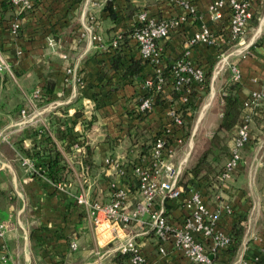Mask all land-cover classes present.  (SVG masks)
Returning <instances> with one entry per match:
<instances>
[{"label":"crops","instance_id":"obj_1","mask_svg":"<svg viewBox=\"0 0 264 264\" xmlns=\"http://www.w3.org/2000/svg\"><path fill=\"white\" fill-rule=\"evenodd\" d=\"M209 1L197 0L198 12L173 31L163 56L168 64L186 56L192 63L210 68L213 84L220 74L214 66L219 54L217 47L186 43L202 23H208ZM262 1L257 3L261 6ZM5 2L0 0V55L7 64L0 71V219L9 226L4 239L8 257L6 262L0 259V264H128V259L116 251L117 244L128 236L136 238L150 264H192L174 249L171 239L163 244L166 254L159 253V243L146 223V215L143 216L145 223L133 222L127 228L107 222L97 228L88 208L75 200V195L82 191L90 200L108 203L121 190L125 193L127 210H132L136 186L133 167L148 162L152 139L166 124L168 110L179 111V107L189 103L197 106L184 114L183 124L174 130L176 133L173 132L170 140L173 150L166 155V162L179 167L181 188L196 186L207 193L205 197L212 209L221 201L229 202L232 213H221L219 228L230 233L233 223L240 216L246 217L237 250L232 254L229 246L216 259L222 264H264V189L255 200L252 187L245 189L242 183L244 154L252 150L251 144L242 151L234 181L227 189L216 191L221 197L217 200L215 193L211 194L208 189L215 178L212 173L200 172L194 176L188 171L186 179H182L188 170L183 171L192 148V140L186 142V124L198 109L205 90L194 89L192 93L191 89L183 94L187 98L183 102V96L173 99L169 80L160 92L163 103L153 104L149 111L141 113L138 106L148 91L144 83L153 76L151 65L142 69L143 78L138 79H124L120 71L111 69L110 57L114 53L111 41L116 32L129 34L124 48L127 65L131 57H139L137 45L130 36L138 13L146 10L156 19H167L180 11L176 5L171 1L116 0L124 11L115 21L105 15L103 8L107 0H34L32 9L21 17ZM87 14H93L100 21L97 32L103 47L90 42L83 34ZM257 14L256 9L246 31L256 27L248 42L244 35L240 42L226 49L228 56L224 64L229 63L228 58L236 49L237 52L249 49L248 55L236 60L240 80L235 92L241 104L252 89L262 87L264 48L260 35L264 16L255 23ZM16 20L19 27L14 30ZM37 89L40 92L35 96ZM213 96L211 91L197 123L205 115L212 119L213 113L208 110ZM155 99L156 95L154 102ZM221 102L223 106L222 98ZM222 108L216 119L215 134L222 133L229 138L225 145L227 154L216 174L229 155L237 122L229 130L218 132ZM22 110L26 111L25 117ZM263 117L264 100L253 113L251 138H254L253 128L264 129ZM212 123L208 120L207 124ZM214 146L215 141L196 164L201 158L208 162V153ZM54 147L60 152L66 183L55 184L41 172L27 170L19 160L20 155L39 153L35 158L41 162L53 153ZM213 156L217 155L211 152ZM260 195H263L261 199ZM154 206L163 208L173 226L180 225L187 212L180 200L162 203L157 199ZM72 242L76 243V249L71 248Z\"/></svg>","mask_w":264,"mask_h":264},{"label":"built area","instance_id":"obj_2","mask_svg":"<svg viewBox=\"0 0 264 264\" xmlns=\"http://www.w3.org/2000/svg\"><path fill=\"white\" fill-rule=\"evenodd\" d=\"M8 1L17 13L30 10L34 4V0ZM154 1L157 3L171 1L180 11L170 18L156 19L150 16L146 10H141L137 15V24L130 33L137 45L140 57L154 67L157 78L156 83L152 77L144 83V87L150 94L140 101L138 109L141 113H146L153 107L155 94L163 90L165 80L161 73L166 66H169L171 71L170 80L173 90L186 88V93H188L194 85L202 88L205 78L204 68L192 63L186 56L178 58L170 64L163 56L165 44L173 31L180 28L189 17L198 12L197 0ZM255 12V0H210L206 5L208 23H202L186 39V43L189 46L198 43L214 46L222 54L223 50L226 51L228 47H232L243 39ZM99 25L100 21L96 16L87 14L86 21L83 23V34L88 36L90 42L103 47L102 37L97 32ZM18 27L19 24L16 20L13 29L16 30ZM121 34L120 31L116 32L111 41L112 47L117 45ZM260 40L264 48V27L261 30ZM49 42L51 43V40ZM235 51L237 52L238 49ZM222 56L223 59H226L228 54L224 53ZM5 68H7V64L0 55V71ZM231 72L233 80L239 81L240 71L237 65L231 66ZM261 83L262 87L252 89L243 101V109L234 127L229 155L219 173L208 184L209 192L215 193L213 195L217 200L221 197L216 191L227 189L234 181L236 171L242 162V151L250 142L253 113L261 107L264 100V74ZM39 92L37 89L35 96H38ZM182 101L186 102L187 98L183 96ZM21 114L25 117L26 111L22 110ZM167 115L170 123L165 124L159 132L155 133L147 157L148 162L138 163L133 167L136 186L132 210H127L125 193L121 190H118L115 193V198L108 203L90 200L82 191L75 195V200L79 205L88 208L94 226L97 228L101 227L104 222L127 228L133 222L145 223L143 216L146 215V223L159 243L158 251L161 255L166 254L163 244L171 239L174 249L178 250L192 264H222L216 258L220 251L231 246L232 237L228 231L219 228L217 222L222 212L231 214L232 208L229 202L221 201L216 208L212 209L205 197L207 193L201 188L188 186L183 189L178 185L180 169L166 162L165 157L170 155L173 150L169 143L172 131L175 127H180L183 124V118L175 108H170ZM1 137L5 139L4 135ZM177 140L180 142L179 139ZM19 160L27 170L37 172L33 160L22 155L19 156ZM157 199L162 203L171 200L181 201L182 207L187 212L180 225H171L163 208H155ZM8 226L6 221L0 219V259L3 262H6L8 257L4 242ZM76 247V243L72 242L71 248L76 249ZM116 251L128 256V264H150L134 236H128L123 242L118 243Z\"/></svg>","mask_w":264,"mask_h":264},{"label":"rangeland","instance_id":"obj_3","mask_svg":"<svg viewBox=\"0 0 264 264\" xmlns=\"http://www.w3.org/2000/svg\"><path fill=\"white\" fill-rule=\"evenodd\" d=\"M257 18L255 19V23H257L263 16H264V2L262 1L261 6L260 3L257 6ZM259 19V20H258ZM255 27V26H254ZM254 27L250 29L245 34V42L252 37L253 32L255 31ZM246 44V43H245ZM241 48V45H237V48ZM248 48L241 50L239 52H233V54L228 58L227 64H224L225 59H223L222 54L228 52L224 51L218 54L216 58L215 65L217 67L216 71H220V74L216 78V80L211 82L212 74L209 78L208 88L204 91L203 99L198 107V109L192 113V117L189 119V122L186 124V131L188 133V138L186 139L187 143H190L192 140V148L191 153L187 161L185 162L184 169H190L194 166L201 156V154L205 151L209 150V145L215 141L214 150L212 149L211 152H214L217 156L211 157V152L208 153L207 159L208 162H204L201 168V173L206 174H213V177H216V173L219 170L220 166L222 165V159L227 154V147L226 142L229 138L228 135L223 136L222 133L217 136L215 134L216 130V119L218 118V112H220L222 108L221 98L223 96V92H225L228 84L237 83L232 78L231 66L229 67L228 64L235 63L237 65L236 60L239 58H244L248 55ZM225 56V55H224ZM222 59V60H221ZM212 89V90H211ZM214 92V96L211 102V106H209L208 111H212V119L207 117L206 115L202 117V119L197 123L199 113L202 110V106L206 103L210 92ZM209 120L213 122L211 125L207 124ZM214 120V121H213ZM263 124H264V117H263ZM254 138L250 139V144L252 150L246 152L244 154V164H243V177L242 183L245 189H249L250 186L254 191V199H258V193L264 189V129H260L259 127L253 128ZM216 175H215V174ZM211 174V175H212ZM249 187V188H248ZM261 189V190H260ZM260 195V199H261ZM264 199V196H263Z\"/></svg>","mask_w":264,"mask_h":264},{"label":"trees","instance_id":"obj_4","mask_svg":"<svg viewBox=\"0 0 264 264\" xmlns=\"http://www.w3.org/2000/svg\"><path fill=\"white\" fill-rule=\"evenodd\" d=\"M5 4L8 6V8L13 10V6L12 4L6 0ZM255 4L257 3V0H255ZM32 9V8H31ZM30 9V10H31ZM104 12L105 15L110 17V19L117 21L118 18L123 14L122 7H119L116 3V0H107L106 4L104 5ZM26 11H22L21 13H18L17 16L21 17ZM256 21V20H255ZM254 21V22H255ZM129 34L128 33H122L121 37L118 39V43L117 45L114 47L113 51V55L110 57V64H111V69L114 71H120L122 78L124 79H138V78H143L141 71L142 69L149 64L146 60H143L140 55L139 57H131L130 58V63L129 64H125L124 61V48L125 46L128 45V39H129ZM153 69V76L152 79L154 81V83H156V75L154 73V67L151 66ZM205 72V78H204V82L202 85V88L194 85L191 87V89H200V90H207L208 88V83H209V78L211 75V69L210 68H206L204 69ZM161 76L164 78L165 83L169 82L170 77H171V71L169 66H166L163 70V72L161 73ZM238 82V81H235ZM239 85L238 83H232L229 84L228 87L225 90V93L222 96V101H223V108H222V116H221V120L220 123L218 125L217 131H227L229 130L235 123V121L237 120V118L239 117L240 113H241V109H242V104L240 103V100L238 98V96L236 95V90L238 89ZM190 89V90H191ZM187 91L186 88H183L181 90H172V97L173 99H180L183 94H185ZM162 92V91H161ZM195 92L192 91V93ZM150 93L147 91L146 94L143 95L142 98L147 97ZM156 95V99L154 104H161L163 103V100L160 98L162 96V93H157ZM197 105L195 104H187L185 106H181L179 107V111L181 113L182 118L184 119V114L187 111H191L192 109H195ZM170 123V119L168 118L166 124ZM176 129V127L174 128V130ZM161 130V129H160ZM159 130V131H160ZM174 130L172 131V134L174 132ZM178 128L175 130L177 131ZM158 131V132H159ZM176 133V132H174ZM186 136L188 135L187 131H186ZM171 138L169 139V143H170ZM53 153H51L45 160H38L35 157L39 156V153H30L28 154V158H31V160H33L36 164L37 167V172H41L45 177H47L51 182L58 184V183H66V178L63 175V167L60 166L61 164V160L62 158L60 157V152L56 149V147L52 148ZM89 153V151H88ZM205 159L201 158V161L198 162L196 165H194L192 168H190L189 170H186V172L184 173V175L182 176V179H186L187 176V172L190 171L194 176H199V173L201 172V168L202 165L204 163ZM185 181V180H183ZM188 185L185 187L187 188ZM245 227H246V217H239L237 222H234L233 225L231 226L230 229V234L232 237V254L237 250V248L239 247L244 231H245ZM125 259H128L127 255H123Z\"/></svg>","mask_w":264,"mask_h":264}]
</instances>
